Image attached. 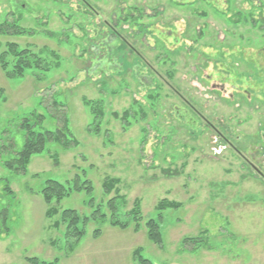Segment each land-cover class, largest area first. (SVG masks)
Here are the masks:
<instances>
[{
    "label": "rangeland",
    "instance_id": "obj_1",
    "mask_svg": "<svg viewBox=\"0 0 264 264\" xmlns=\"http://www.w3.org/2000/svg\"><path fill=\"white\" fill-rule=\"evenodd\" d=\"M16 18L32 33L0 36V144L21 149L20 122L37 114L41 132L65 115L79 145L49 147L25 174L3 167L0 154L10 228L0 264H137L138 249L152 264H264V181L215 132L259 168L263 159L246 148L264 132V0H0V23ZM8 44L36 54L44 70L8 79ZM5 62L11 70L13 54ZM77 175L92 195L73 193L57 207L91 216L102 205L110 218L108 201L125 196L126 229L98 219L76 240L54 227L41 190ZM110 179L119 184L106 195ZM163 200L179 208L160 214ZM149 220L160 225L161 247L148 238Z\"/></svg>",
    "mask_w": 264,
    "mask_h": 264
},
{
    "label": "trees",
    "instance_id": "obj_2",
    "mask_svg": "<svg viewBox=\"0 0 264 264\" xmlns=\"http://www.w3.org/2000/svg\"><path fill=\"white\" fill-rule=\"evenodd\" d=\"M19 19L20 18H16L13 21H8V19H6L0 23V36L20 37L32 33L31 31L23 29L19 26ZM112 37V41H117L118 36L113 34ZM8 47V52L3 54L1 57L2 69L6 72L8 79L24 78L28 71L34 69L41 71L44 70L45 67H42V60L37 57L36 54L31 53L30 50L18 51V46L16 44H8ZM7 54H13L16 61L11 70L8 69V63L5 62ZM135 55L138 56V53H135ZM45 71H48V69L46 68ZM0 96H2L1 89ZM96 110L97 108L94 109V114H96ZM99 113L100 116H103L102 111ZM115 116L118 117V114H115ZM128 118L129 113L126 112L123 119ZM43 121L44 116L37 114H29L21 120L19 128L23 132L24 142L22 148L18 151L14 149L13 139H10L9 141L7 140L8 144L6 145L0 144V154L3 156L4 154H8L7 158L1 160L3 167L16 172L17 174H25L32 158L44 153H49V147L58 145L65 150H70L79 145V142L71 133L69 120L65 115L61 118L60 126L55 131H38L37 127L42 125ZM5 139L9 138L5 137ZM118 184L119 180L116 179L106 181L104 183V194L110 195L116 189ZM10 192L11 191L7 186L5 188V193L11 194ZM83 192L91 196L93 193V186L90 182L83 181L80 175L75 176L73 180L66 183H61L55 180H48L45 182L44 187L41 190V195L45 204L48 206L46 216L49 219L58 217L54 223V227L56 229L64 227L65 235L75 237L76 240H81L85 235V227L90 221H98V219H101L105 222L108 219L113 227H119L122 229H126L128 227L127 224H123L120 220H118L119 209L124 206L126 202L125 196L116 195L108 201L106 208L108 212H110V218H107L105 212L102 211V205L95 207L94 213L91 216H82L74 209L61 210L57 207L65 198L70 197L73 193ZM90 203V205L93 204V199H91ZM177 208H179V204L163 200L159 203L157 210L160 214H162L168 209ZM129 215L132 216L135 222V230H138L139 221L141 219V208L139 203L135 204ZM0 221V236L2 234L8 235L10 233V228L8 226V212L6 209L0 211ZM145 226L149 240L161 247L163 245V237L159 223L154 220H149L146 222ZM98 234V231H96L95 235ZM186 242L197 243L191 239H187ZM199 244V246H201L203 243L200 242ZM134 259L137 264H152L141 255L139 249L135 252ZM26 262L28 264H58L56 261H43L37 257L26 258Z\"/></svg>",
    "mask_w": 264,
    "mask_h": 264
},
{
    "label": "flooded vegetation",
    "instance_id": "obj_3",
    "mask_svg": "<svg viewBox=\"0 0 264 264\" xmlns=\"http://www.w3.org/2000/svg\"><path fill=\"white\" fill-rule=\"evenodd\" d=\"M216 134L218 136H220V138H222L224 140V142L229 145V147L231 148V151H233L235 154L241 156V158L243 159V163L245 167L250 168L254 174L258 177V179H261L262 181H264V174L262 173L261 169L264 168V132L262 133H258L256 135L255 138H257L256 142V146L251 143L247 144L248 147L246 148L247 151L252 149H256V156L260 157L261 159H263V161L260 163L259 168L253 163L251 162L249 159L244 157V154L239 150V148L231 141L232 139L229 137H225L223 136L222 133L218 132V130H215ZM231 139V140H230ZM239 138H236V141L238 142ZM245 145V144H244ZM256 148H255V147Z\"/></svg>",
    "mask_w": 264,
    "mask_h": 264
}]
</instances>
